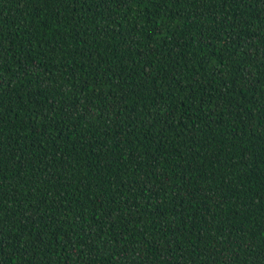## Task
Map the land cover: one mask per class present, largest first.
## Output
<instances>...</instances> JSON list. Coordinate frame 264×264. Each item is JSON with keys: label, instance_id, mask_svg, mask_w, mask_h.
<instances>
[{"label": "trees", "instance_id": "obj_1", "mask_svg": "<svg viewBox=\"0 0 264 264\" xmlns=\"http://www.w3.org/2000/svg\"><path fill=\"white\" fill-rule=\"evenodd\" d=\"M0 264H264V0H0Z\"/></svg>", "mask_w": 264, "mask_h": 264}]
</instances>
